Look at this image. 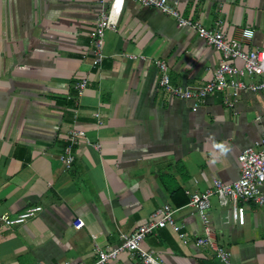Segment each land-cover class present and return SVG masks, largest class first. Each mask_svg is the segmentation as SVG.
<instances>
[{
	"label": "crops",
	"instance_id": "1",
	"mask_svg": "<svg viewBox=\"0 0 264 264\" xmlns=\"http://www.w3.org/2000/svg\"><path fill=\"white\" fill-rule=\"evenodd\" d=\"M179 4L206 27L221 20L232 36L254 31L248 48L264 49V0ZM98 11V0H0V217L43 208L1 231L0 264L92 263L93 235H101L103 247L117 246L120 233H133L165 204L178 210L190 241L166 228L144 248L165 264H220L210 247L195 245L205 226L190 196L214 180L240 179L239 155L264 138V93L228 97L233 108L225 95H212L196 112L167 95L153 60L169 64L174 85L199 87L213 79L221 55L193 30L133 0L115 18L119 31L106 34V58L93 69L84 55ZM83 78L88 89L74 99ZM72 127L85 130L87 142L66 171L59 157ZM184 195L189 203L178 206L173 197ZM241 206L244 226L212 198L215 241L231 252V264H264V207ZM78 218L86 222L79 231ZM109 264L144 263L125 252Z\"/></svg>",
	"mask_w": 264,
	"mask_h": 264
},
{
	"label": "built area",
	"instance_id": "2",
	"mask_svg": "<svg viewBox=\"0 0 264 264\" xmlns=\"http://www.w3.org/2000/svg\"><path fill=\"white\" fill-rule=\"evenodd\" d=\"M126 1L98 0L99 11L96 24L89 36L90 51L84 55V59L92 57L91 66L93 69H99L106 58L104 54L106 34L119 31L115 18L122 12ZM133 1L174 19L180 28L193 30L200 39L221 55L213 79L199 87L174 85L170 76L169 64L162 59L153 60L160 74V87L167 95L191 102L193 104L192 110L196 112L201 104L212 95H225L227 97L225 104L229 108H233L234 103L230 102L228 97H233L236 101L242 93L249 92L258 95L264 93V49L248 48L255 37L254 31L245 29L237 36H232L221 20L214 27H206L201 21L185 17L180 9L179 0ZM123 56L133 60L147 59L145 56L128 54ZM89 84L90 81L86 78L78 80L74 85L76 91L74 99L82 97ZM95 116L101 125V115L97 113ZM85 141L87 142L85 130L76 127L69 129L65 137L63 153L59 157L66 171L73 168L76 150ZM238 161L241 167L239 180L232 184L214 180L211 189L204 193L194 192L190 196V205L196 209L205 226L204 235L196 238L195 245L198 248L210 247L216 253V258L220 264H231V252L215 241L214 231L208 219V212L212 208V198L216 197L222 207H231V221L240 226L246 224V209L241 206V203H253L258 207H264V138L243 150ZM42 210L43 208L38 206L30 207L15 217L7 213L3 214L0 217V233L3 229L24 225ZM177 211L172 205L165 204L150 216L148 222L140 225L133 233H120V243L114 247H103L101 235H93L95 260L92 263L80 261L73 264H109L125 252L138 255L144 264H165L153 251L144 248V242L157 231L171 228L187 244L190 238L185 232V227L177 222ZM85 226L86 222L83 218H78L74 222V229L77 231Z\"/></svg>",
	"mask_w": 264,
	"mask_h": 264
},
{
	"label": "trees",
	"instance_id": "3",
	"mask_svg": "<svg viewBox=\"0 0 264 264\" xmlns=\"http://www.w3.org/2000/svg\"><path fill=\"white\" fill-rule=\"evenodd\" d=\"M69 105L70 106H75V103L73 101H71V103ZM179 191H181V189H178L176 193H178ZM173 199L177 203L178 206H183V205H186V204L189 203V198L186 195H184L183 198H181V196H180V200L182 199L181 201L179 200V197L178 198L177 197H173Z\"/></svg>",
	"mask_w": 264,
	"mask_h": 264
}]
</instances>
